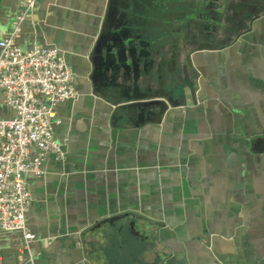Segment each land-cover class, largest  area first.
<instances>
[{
    "label": "crops",
    "instance_id": "1",
    "mask_svg": "<svg viewBox=\"0 0 264 264\" xmlns=\"http://www.w3.org/2000/svg\"><path fill=\"white\" fill-rule=\"evenodd\" d=\"M22 12L0 1V39ZM104 28L134 54L103 48L97 70ZM14 40L57 48L76 97L55 107L63 157L25 175L34 238L0 229L2 264H264V0H35Z\"/></svg>",
    "mask_w": 264,
    "mask_h": 264
},
{
    "label": "built area",
    "instance_id": "2",
    "mask_svg": "<svg viewBox=\"0 0 264 264\" xmlns=\"http://www.w3.org/2000/svg\"><path fill=\"white\" fill-rule=\"evenodd\" d=\"M34 1L24 0L14 32L0 39V103L14 111L0 119V229L20 231L25 250L34 238L25 217L31 201L25 175L41 176L49 153L63 157L54 137L55 107L76 97L73 73L57 48L24 49L14 40Z\"/></svg>",
    "mask_w": 264,
    "mask_h": 264
},
{
    "label": "water",
    "instance_id": "3",
    "mask_svg": "<svg viewBox=\"0 0 264 264\" xmlns=\"http://www.w3.org/2000/svg\"><path fill=\"white\" fill-rule=\"evenodd\" d=\"M111 14L112 12H109V15ZM127 33H128V30H126L125 28H119L117 31H114V32H108V28L106 29L104 28V31L100 35L96 43L95 50H94L95 53L97 54V57L94 59V65L97 70L101 68V66L104 64L102 63V55H101L103 48H105L107 51L114 48L116 50V54L119 58V61L126 54L131 58L133 57L134 49L131 48L128 44L124 45L123 43V40L127 38V35H126ZM202 48H218V46H212V47L204 46ZM169 103H171L169 98L160 100V99H153L152 97H149V100L146 101L145 103H134V104L148 105V106L158 105L160 107L159 112L162 113L168 107Z\"/></svg>",
    "mask_w": 264,
    "mask_h": 264
},
{
    "label": "flooded vegetation",
    "instance_id": "4",
    "mask_svg": "<svg viewBox=\"0 0 264 264\" xmlns=\"http://www.w3.org/2000/svg\"><path fill=\"white\" fill-rule=\"evenodd\" d=\"M198 7L197 8H199L200 6H201V4H198L197 5ZM202 6L204 7L205 5H203L202 4ZM250 8H248V9H246V10H249ZM250 11V14H248V16L246 17L249 21H251L252 20V18L254 17V16H256L257 15V13L255 14V13H253L252 12V10H249ZM198 16H203V17H205L204 16V14L202 13V14H200V15H198ZM208 17H212V18H214V19H216V18H218V13L217 12H215V13H212V14H208L207 15ZM243 25V24H242ZM242 25H238V27H236V28H229V29H224V30H217V29H215V27H211L210 29L209 28H206L205 29V25H202V26H198L197 27V37H195L196 38V40L197 41H203V40H207V39H209L210 37H213V38H215V36L216 37H220V39L221 40H224L225 42H228V41H232V40H237L243 33H245V31L247 30L246 28H245V26L244 27H240V26H242ZM248 28V27H247ZM204 29V30H203ZM223 37H222V36ZM185 44L184 45H182L181 47H179V46H175V47H173L174 49V52L176 53V52H178V51H180V52H182V53H185V55H187L188 53H190L192 50H193V48H194V46L193 45H189L188 44V42L189 41H187V40H185ZM220 42H222V41H220ZM172 49V48H171ZM181 68H185V67H181Z\"/></svg>",
    "mask_w": 264,
    "mask_h": 264
}]
</instances>
